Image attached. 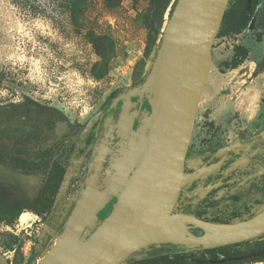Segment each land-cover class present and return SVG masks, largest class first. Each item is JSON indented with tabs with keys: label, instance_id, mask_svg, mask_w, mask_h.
Instances as JSON below:
<instances>
[{
	"label": "rangeland",
	"instance_id": "obj_1",
	"mask_svg": "<svg viewBox=\"0 0 264 264\" xmlns=\"http://www.w3.org/2000/svg\"><path fill=\"white\" fill-rule=\"evenodd\" d=\"M38 1L34 13L0 0V156L14 152L18 143L31 154L52 150L53 160L67 167V176L48 220L35 213L43 173L23 185L20 200L27 221L0 222V264H36L62 236L61 224L91 171L90 157L74 155V143L81 132L96 135L95 125L111 95L138 87L149 73L175 2L160 0L162 7L154 13V0H123L115 10L107 9L105 0H89L86 15L79 17L69 12L76 0ZM260 19L250 21L239 34L216 38L192 133L193 150L201 144L228 145L263 128L264 18ZM96 40L115 44L110 61L98 54ZM237 46L248 51V58L236 69L226 68ZM58 123L67 124L69 132L54 135ZM139 135L140 130L112 152L101 174L104 182L99 181L102 192L109 191L122 171ZM249 163L255 167L221 195L208 194L211 187L188 193L192 180L187 174L182 202L192 213L204 211L208 216L225 212L227 217H246L250 205L262 212L264 153Z\"/></svg>",
	"mask_w": 264,
	"mask_h": 264
},
{
	"label": "water",
	"instance_id": "obj_2",
	"mask_svg": "<svg viewBox=\"0 0 264 264\" xmlns=\"http://www.w3.org/2000/svg\"><path fill=\"white\" fill-rule=\"evenodd\" d=\"M229 1L177 0L143 84L113 103L122 102L120 137L121 131L131 130L127 113L133 101H144L146 112L135 113L142 117L136 148L109 191L101 192L99 172L108 149L100 144L93 172L63 226L62 235H72L77 246L55 264H124L150 246L214 249L264 235V211L232 224L174 212L186 180L185 161L212 67L213 44ZM113 136L110 131L106 139ZM107 204L110 212L96 226Z\"/></svg>",
	"mask_w": 264,
	"mask_h": 264
},
{
	"label": "flooded vegetation",
	"instance_id": "obj_3",
	"mask_svg": "<svg viewBox=\"0 0 264 264\" xmlns=\"http://www.w3.org/2000/svg\"><path fill=\"white\" fill-rule=\"evenodd\" d=\"M248 2L249 3L247 11L252 13L251 23H258L261 17L264 18V0H260L257 6L251 7L250 0ZM146 76L140 82V85L143 84ZM121 94L123 93H118L114 97L109 99L108 105L105 107L103 113L101 114L100 124L95 125L94 130H96V135L91 138L88 133L81 132L79 138L73 146L74 155H82L85 159L87 157H90L91 164L89 169H91L92 166H95V159L100 153V144L103 143L106 145L108 151L106 153L102 169L99 172V181L102 182L104 181L101 180V174L105 166L107 165L108 159L112 155V152H115V150L118 149L120 141L135 136L142 126V117L138 118L135 113L139 110L142 114L146 112L144 101L140 103L139 100H134L133 102L135 105L131 107L127 113L128 119L131 120V130H129L130 127L127 126L128 130H126L125 132L121 131L122 136L119 137L117 133L118 131H120L119 125L121 115L123 113L122 102H117L115 106H113V103L115 99H117ZM126 122L127 118L124 120V123ZM61 126H65V129L62 128L61 130ZM69 128L70 127L65 123H58L54 128V135L61 136L64 133L69 132ZM110 131L114 136L113 138L108 137L106 139V136L110 133ZM263 134L264 126L256 133L245 135L244 137L239 138L238 140L233 141L228 145L221 146L217 143H210L205 146V144H201L194 150L189 145L184 172L185 175H190L192 181L191 184L188 185L189 187L187 189V192L196 193L200 192L201 189L211 187V190L208 194L213 196L219 194L221 195V192L228 188L232 189V187L244 177L245 171L252 170L250 167H255L254 164H250L249 162L255 161L257 156L264 153ZM16 146L18 147V149H14V152L4 153L0 156V222L14 223L15 221L19 220L20 216L24 213L23 203L20 200L21 188L23 187V185H25V183L30 181V177H35L37 174L39 175L42 172L45 179L44 183L39 187L38 194L35 200L36 211L39 207L38 198L40 196V192L47 184V181L54 171L55 166L58 165L64 170V175L58 193L55 196V199L53 200L50 207V216H48L47 218H42L48 220L52 217L57 208V196L58 194H60V191L64 185L67 176V167L62 165L57 160H53L52 150L44 151L42 153L37 152V154H31L24 149L23 144L18 143ZM93 167L88 176L93 172ZM102 182H98L97 185V188L100 191L102 190ZM261 182L262 184L264 183V177L261 178ZM84 186L85 183L83 184L81 192L84 189ZM183 191L184 190L181 191L178 203L176 205L177 211H174L175 213L194 215L201 220L217 224H228V222L232 224V222L247 221L261 213L256 211L257 207L255 205H250L247 207V210L245 212L248 214V216L246 217L238 214L229 215L230 217H227L225 212H222L220 216H208L206 213H204V211H197L195 213H192V207L189 204L185 205L182 202V198L184 195ZM81 192L79 193L77 200L79 199ZM77 200L72 204V206L68 210L67 215H70L76 205ZM109 212L110 205L107 204L104 210L98 216L99 221L97 222L96 226L99 224L100 219H102V217L107 215ZM191 232L196 236L202 234L199 230L196 229H191ZM260 237L264 239V235ZM38 247H40V245ZM133 257L137 258V260L140 258V256H136L135 253L127 260Z\"/></svg>",
	"mask_w": 264,
	"mask_h": 264
},
{
	"label": "trees",
	"instance_id": "obj_4",
	"mask_svg": "<svg viewBox=\"0 0 264 264\" xmlns=\"http://www.w3.org/2000/svg\"><path fill=\"white\" fill-rule=\"evenodd\" d=\"M11 4L22 9H29L31 12H37L35 5L39 4L38 0H9ZM249 0H230L228 8L225 12L221 28L216 38H221L230 32L239 34L245 30L251 21V12L247 11ZM123 0H105V7L109 10L119 9ZM250 7L257 6L260 0H250ZM177 0H175L172 9L169 13L171 17ZM89 0H76V5L73 10H69L74 16L86 15L88 11ZM154 13L161 9L160 0L152 2ZM34 10V11H33ZM96 51L105 61H110L115 54V44L111 41L107 43H99L94 41ZM248 58V51L242 46L234 48V57L231 61L225 62L224 66L229 69H236ZM116 93L111 95L110 99ZM64 170L58 165L50 175L47 184L40 192L38 198V209L35 213L42 218L50 216V207L55 196L58 193L63 180ZM177 211V207L175 208ZM69 214L64 218L61 226L65 223ZM235 223V222H232ZM228 224H230L228 222ZM44 246L42 241L40 244ZM140 258L131 264H258L264 262V239L255 238L250 241L218 247V248H186L175 245L150 246L136 253ZM126 260L125 263H127ZM124 263V264H125Z\"/></svg>",
	"mask_w": 264,
	"mask_h": 264
},
{
	"label": "bare ground",
	"instance_id": "obj_5",
	"mask_svg": "<svg viewBox=\"0 0 264 264\" xmlns=\"http://www.w3.org/2000/svg\"><path fill=\"white\" fill-rule=\"evenodd\" d=\"M19 221L21 223H26L27 221V214L23 213ZM77 246L76 239L71 236H58L50 245L48 251L36 262V264H55L56 261L62 257L67 250ZM258 264H264L258 263Z\"/></svg>",
	"mask_w": 264,
	"mask_h": 264
}]
</instances>
